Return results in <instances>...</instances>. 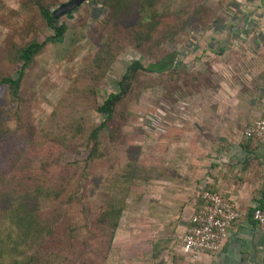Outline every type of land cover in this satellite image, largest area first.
<instances>
[{"label": "rangeland", "instance_id": "obj_1", "mask_svg": "<svg viewBox=\"0 0 264 264\" xmlns=\"http://www.w3.org/2000/svg\"><path fill=\"white\" fill-rule=\"evenodd\" d=\"M68 1L0 0V76L16 77L19 51L54 35L40 7L53 13ZM193 10L182 0H113L106 7L89 0L60 18L64 35L25 70L19 104L0 90V264H181L177 242L167 260L154 261L147 195L161 164L164 175L182 178V125H193L194 95L210 89L213 61L189 76L138 72L99 131L95 160L88 158L96 148L89 133L103 122L97 108L131 63L167 58L180 68L194 44ZM43 168L53 170L49 178ZM71 182L77 188H61ZM53 187L61 197L47 191ZM76 190L81 200L70 203ZM112 199L123 213L109 243L100 216ZM29 210L40 221L59 219L54 233L73 232L65 254L50 233L39 229V236L32 227L30 240Z\"/></svg>", "mask_w": 264, "mask_h": 264}, {"label": "crops", "instance_id": "obj_2", "mask_svg": "<svg viewBox=\"0 0 264 264\" xmlns=\"http://www.w3.org/2000/svg\"><path fill=\"white\" fill-rule=\"evenodd\" d=\"M182 4L194 6L196 23L194 44L182 63L192 72L213 61L211 86L195 92L193 125H182V178L164 175L161 164L149 185L145 229L154 237L161 232L165 242L176 236L181 264H264V235L251 218L255 208L264 207V137L245 136L264 122V0ZM207 189L231 200L239 218L218 253L192 262L180 253L181 239Z\"/></svg>", "mask_w": 264, "mask_h": 264}, {"label": "trees", "instance_id": "obj_3", "mask_svg": "<svg viewBox=\"0 0 264 264\" xmlns=\"http://www.w3.org/2000/svg\"><path fill=\"white\" fill-rule=\"evenodd\" d=\"M91 1L94 3H97L100 6H104V7L110 6L113 3V0H91ZM72 13H70L69 15H71ZM40 14L43 20L46 22L47 26L54 31V35L47 38L42 43L33 42L19 51L16 61L20 63V69L19 71H17L16 77L0 76V90L4 89V91H6V93L8 94L7 96L8 100H10L15 105H18L20 102L19 91H20L21 82L25 75V70L30 67L35 57L41 53V51L44 49V47L48 43H53L55 40L61 38L66 31L65 27L63 25H60V19L55 20L53 18V13H51L48 9L44 7H40ZM167 60L168 59L165 58L163 61H161V63L149 64L147 66L143 65L142 63L138 61H135L131 63L128 67H126L121 80L117 83L118 90L108 93L102 105H100V107L97 108V112L103 116V122L101 123L99 127H97L96 129H93L89 133V138L91 139L92 142L94 141L96 145V148L94 152L92 153V155L88 156L89 159H94V160L95 158L97 159V154L95 153V151L97 150V145H98L97 141H98L99 131L101 130L102 127L106 125V123L112 120L116 106L127 93V82L130 80L131 77H133L140 71L147 72V73H157V74L168 73L169 75H181V74L186 75V76L191 75L192 72L190 68L188 67V65H186L185 63H182L180 68L176 69V68H172L170 64L169 65L165 64L164 62ZM187 61L188 62L194 61V58L192 57L191 59L190 57H188ZM52 172H53L52 169H50L49 171H46L43 168L41 174L44 178H49L50 176H48V174ZM75 177H77L76 169H74V173L72 174V179L77 180V178L75 179ZM124 177H127L129 179V176H124ZM43 181L46 182V179H44ZM130 182H131V179H130ZM72 186H75L77 188V186L74 185L72 182L66 183L61 188H71ZM61 188L55 189L53 187V188H49L47 191L51 192L52 195H56L55 198H59L61 197L60 194H62ZM207 191L215 192L211 189H207ZM77 192L78 190H76L73 193L74 196L69 198L70 203L72 202V200H74L75 203H78L81 200L78 197ZM67 205H70V204H67ZM29 211L25 214L26 215L25 220L28 224L27 225L28 228L25 230V233L26 232H29V234L32 233V235H30V240L33 242V238L34 239L36 238L35 231L33 230V228L38 230L39 236L42 235L41 232L39 231L40 229L43 232V234H49V233L52 234L53 239H56L57 243L60 245V248L64 247L62 252L63 254H65L66 247H67L66 245H70L73 241V232L67 233V231H64L60 235H58L54 233L53 224L55 222L56 224H58L57 222L59 219L54 220V221L53 219H51L50 222L48 220L40 221V219H38L39 217L36 219L34 216V213L31 210ZM122 213H123V207L120 206V203H118L117 199H112L107 202L106 208L100 216L101 218L100 223L103 226V229L105 232L104 236H106L107 238L106 240L109 239L108 241L109 243H111L115 238L116 231L120 224ZM25 215H22V217ZM33 222L36 224V227L35 225H33L34 224ZM168 227L171 229L172 224H169ZM43 230L47 232H44ZM160 233L158 234L157 237H154L152 239V246H153L152 251H153L154 261L159 259V255L161 256V255H164V253H167L171 249V247L177 242L176 236H173V239L170 242L163 241V239L160 236ZM96 239H97L96 241H99V242L101 241V237L99 236H96ZM166 257L167 255H164L165 260H167Z\"/></svg>", "mask_w": 264, "mask_h": 264}, {"label": "built area", "instance_id": "obj_4", "mask_svg": "<svg viewBox=\"0 0 264 264\" xmlns=\"http://www.w3.org/2000/svg\"><path fill=\"white\" fill-rule=\"evenodd\" d=\"M245 136L263 138L264 122L256 123ZM199 199L201 206L191 216L180 244V253L192 262L197 261L201 255L218 253L229 228L239 218L236 205L220 193L204 190ZM251 218L264 235V207L255 208Z\"/></svg>", "mask_w": 264, "mask_h": 264}, {"label": "water", "instance_id": "obj_5", "mask_svg": "<svg viewBox=\"0 0 264 264\" xmlns=\"http://www.w3.org/2000/svg\"><path fill=\"white\" fill-rule=\"evenodd\" d=\"M89 0H69L68 2L60 5L54 12L53 18L55 20L60 19L72 12L76 9L81 7L84 3L88 2Z\"/></svg>", "mask_w": 264, "mask_h": 264}]
</instances>
